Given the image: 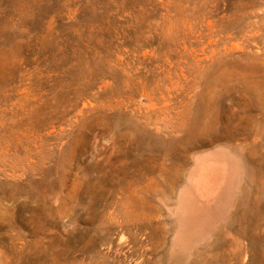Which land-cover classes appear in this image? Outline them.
<instances>
[{"label":"rangeland","instance_id":"374dc122","mask_svg":"<svg viewBox=\"0 0 264 264\" xmlns=\"http://www.w3.org/2000/svg\"><path fill=\"white\" fill-rule=\"evenodd\" d=\"M0 264H264V0H0Z\"/></svg>","mask_w":264,"mask_h":264}]
</instances>
